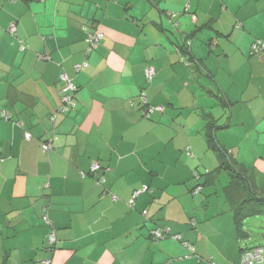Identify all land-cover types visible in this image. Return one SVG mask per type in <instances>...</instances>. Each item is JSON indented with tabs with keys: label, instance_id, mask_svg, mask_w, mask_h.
I'll return each mask as SVG.
<instances>
[{
	"label": "crops",
	"instance_id": "1",
	"mask_svg": "<svg viewBox=\"0 0 264 264\" xmlns=\"http://www.w3.org/2000/svg\"><path fill=\"white\" fill-rule=\"evenodd\" d=\"M89 28L104 34L91 52ZM259 39L264 0H0V264H241L243 247L264 246V230L239 236L227 171L194 177L220 165L214 120L264 192ZM62 74L78 88L66 113ZM145 101L164 109L148 116ZM156 226L169 231L157 241Z\"/></svg>",
	"mask_w": 264,
	"mask_h": 264
},
{
	"label": "trees",
	"instance_id": "2",
	"mask_svg": "<svg viewBox=\"0 0 264 264\" xmlns=\"http://www.w3.org/2000/svg\"><path fill=\"white\" fill-rule=\"evenodd\" d=\"M85 28H86V26H85ZM90 30H92V29L89 28L88 32ZM94 30H96V29H94ZM87 36H88V33H87ZM87 36H86V38H87ZM259 40H262V39H259ZM262 41L264 42V40H262ZM190 42L191 41L188 37H186V36L181 37L180 36L179 41L177 43H175L174 45L176 46V50L179 51L180 58L182 60L186 61L187 64L192 63L194 65H197L196 64L197 59L195 58V56L193 55V53L190 49L191 48ZM86 44L88 47L87 41H86ZM260 51L262 52V51H264V49L262 48ZM74 97H75V95H74ZM145 102L147 103V101H145ZM157 106H160V105L153 106V105H150L147 103L146 109H149L151 107H157ZM0 111L5 112L4 110H1V109H0ZM69 111H70V109L68 111H65L64 113L69 112ZM145 113L148 116H150V114H151L149 111H145ZM1 117H3V116H1ZM5 117L9 118V115H7L6 112H5ZM214 122H215L214 120H209L208 125L206 126L207 128H209V132H208L207 136H208V140L211 144V147L217 152V154L220 158V165L217 167V170L210 171L209 169H204V171L201 173L195 171L194 177L197 178V180L199 181L200 177H202L203 175L206 177V180H207V178L210 175L212 176V175L218 173L220 170H224V171H227L229 173L230 182L226 186V190L228 192L227 193L228 196L232 197L233 208H234V212H235V224H236L237 230L239 232V236L244 237V235H246L245 233L247 231L246 229H244L245 219L264 213V192H258V190H255L252 188V186L249 183V177L247 176L244 168L238 167L239 162L236 161V159H234L233 157H231L224 149L220 148L219 145L216 143V139L214 137V131H212L213 127H215L214 125H217ZM44 142H42V144H41L42 150H43L42 146H43ZM186 152H188V151H186ZM188 153L190 154V152H188ZM99 170L100 169H98L96 172H98ZM99 179H101L103 181V179L105 180V177L99 176ZM202 185H204V183L199 182L192 191L195 193L200 192L203 189ZM143 187H145V186H143ZM142 188H140L139 190H141ZM139 190H135L133 192V195L136 191H139ZM147 190H149L148 186H147V189L144 191H147ZM133 200H134V198H131V200L128 201V204L131 207L133 206V202H134ZM155 229H159V230L168 229V227L156 226L155 228H152L150 230L151 231L150 237L155 241L163 238L167 233H169V231L164 232V233H162V235L160 237H155V235L152 234V231ZM175 236H177V235H175ZM255 247H263L264 248L263 245L245 246V247H243L242 251L245 249H248V248H255ZM49 248H54V246L50 245ZM242 251H241V255H242ZM49 261H51V260H49Z\"/></svg>",
	"mask_w": 264,
	"mask_h": 264
},
{
	"label": "built area",
	"instance_id": "3",
	"mask_svg": "<svg viewBox=\"0 0 264 264\" xmlns=\"http://www.w3.org/2000/svg\"><path fill=\"white\" fill-rule=\"evenodd\" d=\"M16 30V26L15 24H11V26L9 27V31L10 32H15ZM104 34L98 30H90L88 32V36L86 38V41L88 42V47H87V51L91 52L93 50H95L98 46V44L101 42V40L103 39ZM264 49V42L262 40H257L256 42H254L252 44V51L256 52V51H260L261 49ZM82 65H87L86 62H84L83 64H77L76 68L79 70L81 68ZM155 72V69L153 66L148 65L145 69V74L148 80H151L153 74ZM61 78L66 80V85L63 88V102L64 104L61 106L60 111L65 112L68 111L69 109L71 110V108L75 107L76 105V100L74 98V95L77 91V86L76 84H74L73 82L70 81V79L66 76V74H62ZM154 110H163V106H157V107H151L149 109H147V111H149L150 113H152ZM0 115L5 117V112H1L0 111ZM26 136L28 138L31 137V134L27 133ZM43 150L45 152H48L51 148H52V141L51 140H46L43 143ZM101 168V165L99 162H94L92 164L91 167V172H96L98 169ZM147 189V186L143 187L141 190L136 191L133 195V198L136 197V195ZM146 212V210L144 211ZM44 220L46 221V223L51 224L52 221L51 219L48 217V215H44ZM164 232H168V229H155L152 231V234L155 235V237H160L162 235V233ZM49 244L51 246L56 245V241H57V237L55 232H51L49 234ZM264 248L263 247H255V248H248L242 251V255H241V264H264ZM46 264H50L49 260L45 261Z\"/></svg>",
	"mask_w": 264,
	"mask_h": 264
},
{
	"label": "rangeland",
	"instance_id": "4",
	"mask_svg": "<svg viewBox=\"0 0 264 264\" xmlns=\"http://www.w3.org/2000/svg\"><path fill=\"white\" fill-rule=\"evenodd\" d=\"M254 218H256V217H252L251 220H254ZM257 222H258L257 220L249 221V222L245 223V226L252 230V232H253L252 236L256 237V239H260V238H258L260 236V232H261V230L262 231L264 230V216L262 218V223H261V225H258L259 226L258 228L255 226ZM260 226H262V227H260ZM259 242L264 243L263 241H259Z\"/></svg>",
	"mask_w": 264,
	"mask_h": 264
}]
</instances>
